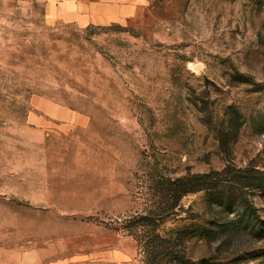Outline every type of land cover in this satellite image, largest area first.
<instances>
[{"label":"rangeland","instance_id":"1","mask_svg":"<svg viewBox=\"0 0 264 264\" xmlns=\"http://www.w3.org/2000/svg\"><path fill=\"white\" fill-rule=\"evenodd\" d=\"M246 171L264 175V0H148L84 29L0 0V264L113 243L133 264H264L249 232L196 234L241 213L222 191L264 219ZM204 174L178 201L169 181Z\"/></svg>","mask_w":264,"mask_h":264},{"label":"crops","instance_id":"2","mask_svg":"<svg viewBox=\"0 0 264 264\" xmlns=\"http://www.w3.org/2000/svg\"><path fill=\"white\" fill-rule=\"evenodd\" d=\"M43 3L48 21L74 25L79 28L125 25L137 20L148 7V0H39ZM15 255L24 254L20 241ZM38 264H133L132 247L113 243L89 256L75 255L56 258L51 248H35ZM54 252V253H53ZM22 259V257H21Z\"/></svg>","mask_w":264,"mask_h":264},{"label":"trees","instance_id":"3","mask_svg":"<svg viewBox=\"0 0 264 264\" xmlns=\"http://www.w3.org/2000/svg\"><path fill=\"white\" fill-rule=\"evenodd\" d=\"M245 173L247 175L246 179L250 182V186H254L256 191L259 192V195L264 198V175L260 173L252 175L249 171H246ZM209 177L210 175L204 174L190 178L170 180V189L171 187L174 188L173 192L177 194V200L181 201L186 196L203 191V189H194V185L195 187L198 186L199 188H203L207 183H209ZM214 199L215 200H213V202L214 204L216 203L217 207H222L229 213L232 212L235 207H239L241 209V213L238 215L235 222H210L209 228L202 227L198 231L195 230L197 231L196 234H199L202 237H214L216 235L228 233L227 231L230 227H232L235 228L234 230L243 235L246 234V232H249V234H251L257 242L264 239V219L257 217L252 212L251 207H249L248 204H245V201L241 203L232 202L230 196H228L227 193L224 194L223 191L220 194L215 195Z\"/></svg>","mask_w":264,"mask_h":264}]
</instances>
